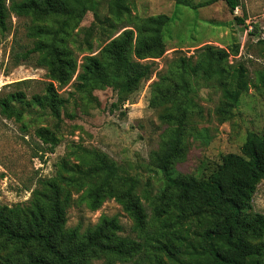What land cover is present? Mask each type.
Wrapping results in <instances>:
<instances>
[{"label":"trees","instance_id":"trees-1","mask_svg":"<svg viewBox=\"0 0 264 264\" xmlns=\"http://www.w3.org/2000/svg\"><path fill=\"white\" fill-rule=\"evenodd\" d=\"M101 1L0 0L3 28L12 14L53 21L29 26L27 36L33 43L19 44L14 63L36 60L38 66L47 68L51 81L46 93L43 97L35 95L32 102L49 107L57 118L67 102L59 95L57 85L66 86L77 74L76 91L118 85L119 99L125 101L151 76L152 64L143 60L161 57L166 51L163 29L169 21L167 14L124 21L130 15L129 0H109L105 15L98 11ZM225 1L232 11L241 6L240 0ZM176 2L190 5L186 0ZM88 11L94 13V23L107 32L116 30L118 23L121 28L116 35H108L97 53L88 36L78 44V48L89 51L78 72V60L70 43H76L73 31ZM237 20L245 24L246 17ZM128 23L133 28H128ZM258 46L264 56V37L258 40ZM239 49L237 43L229 49L205 45L197 55L173 60L152 84L150 106L158 111L166 128L160 148L151 152V161L164 174L165 182L161 191L148 199L155 218L163 220V227L169 229L161 232L162 239L157 238L155 246L169 262L178 261L182 255V264H264V214L253 211L257 186L264 180V135L249 132L240 152L223 154L221 162L207 175L176 169L187 157L188 137L197 134L194 117L203 113L192 83L214 80L222 98L231 105L249 88L251 81L245 66L228 60ZM258 78L264 91V69ZM24 98L23 92L1 98L2 113L21 115L13 101ZM36 133L44 144H50V150L58 144V136L51 129L41 127ZM79 149V161L69 163L63 159L61 170L44 181V190L34 191L31 205L22 214L20 207L8 211L0 208V246L14 248L18 256L15 261L7 258L0 264H94L103 256L125 260L151 256L143 249L146 244L120 234L123 226L118 216L102 215L85 231L79 226L67 227L74 188L82 192L77 202L91 210L99 209L107 199H115L133 218L136 230L144 231L147 225L146 209L137 192L140 178L123 170L101 150ZM157 262L166 264L163 259Z\"/></svg>","mask_w":264,"mask_h":264},{"label":"rangeland","instance_id":"rangeland-1","mask_svg":"<svg viewBox=\"0 0 264 264\" xmlns=\"http://www.w3.org/2000/svg\"><path fill=\"white\" fill-rule=\"evenodd\" d=\"M108 1L100 2L98 11L102 15L107 13ZM186 1L190 5L176 0H129L130 15L124 21L161 13L169 16L163 29L165 53L143 60L152 64L151 76L125 101L119 99L118 85L76 91L77 74L66 86L57 85L59 95L67 99L60 108V118L54 116L49 107L32 102L35 95L43 97L46 93L51 81L47 68L38 66L36 60L14 63V51L19 44L33 43L27 36L29 26L53 21L12 14L7 27L0 26V99L13 93L25 94L23 101H13L14 107L21 109V115L6 116L0 106V208L6 207L8 211L20 207L22 214L31 205L34 191L44 190V181L61 170L63 159L69 163L79 161V147L107 153L123 170L140 178L137 192L147 213L144 231L136 230L133 218L115 199H107L99 209L91 210L86 204L77 202L82 192L72 189L67 227L79 226L85 231L102 215L118 216L123 226L120 234L146 244L143 249L151 255L143 258L137 255L129 260L103 256L94 264H159L158 259L166 264H182L185 261L180 255L178 261L169 262L163 252L155 249L158 239H162L161 232L169 229L163 227V220L155 218L148 199L160 192L165 182L164 174L157 171L151 161V152L160 148L166 128L158 111L150 106L152 84L167 71L173 60L197 55L205 45L229 49L237 43L239 53L230 55L228 60L237 66L243 64L251 81L235 105L222 98V91L215 87L214 80L201 79L192 83L203 113L194 117L197 134L188 137L189 151L176 166L179 172L207 175L221 162L223 154L240 152L249 132L264 135V91L258 85L259 71L264 69V56L258 46V40L264 37V0H240L241 6L234 11L225 0ZM237 17H246L245 24L239 23ZM94 22V13L88 11L73 31L76 43L71 42L70 46L75 50L78 72L84 55L89 53L78 48V44L88 36L97 53L108 37L116 35L121 28L118 23L116 30L107 32ZM93 23L96 25L92 28ZM128 25L133 28L132 23ZM41 127L51 129L58 136L53 150L36 133ZM253 211L264 214V180L257 186ZM17 257L14 248L0 246V261L7 258L15 261Z\"/></svg>","mask_w":264,"mask_h":264}]
</instances>
